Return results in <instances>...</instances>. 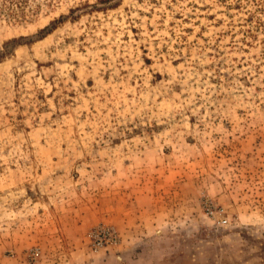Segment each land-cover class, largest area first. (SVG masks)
I'll use <instances>...</instances> for the list:
<instances>
[{
	"label": "rangeland",
	"instance_id": "rangeland-1",
	"mask_svg": "<svg viewBox=\"0 0 264 264\" xmlns=\"http://www.w3.org/2000/svg\"><path fill=\"white\" fill-rule=\"evenodd\" d=\"M99 1L0 0V264H264V0Z\"/></svg>",
	"mask_w": 264,
	"mask_h": 264
},
{
	"label": "built area",
	"instance_id": "built-area-1",
	"mask_svg": "<svg viewBox=\"0 0 264 264\" xmlns=\"http://www.w3.org/2000/svg\"><path fill=\"white\" fill-rule=\"evenodd\" d=\"M87 240L93 249H98L115 244L117 235L111 226L97 225L88 231Z\"/></svg>",
	"mask_w": 264,
	"mask_h": 264
},
{
	"label": "trees",
	"instance_id": "trees-1",
	"mask_svg": "<svg viewBox=\"0 0 264 264\" xmlns=\"http://www.w3.org/2000/svg\"><path fill=\"white\" fill-rule=\"evenodd\" d=\"M99 2L106 3V5L102 6L100 9L109 8V7H112L115 5V2H110V0H100ZM94 7H96V6L94 5ZM52 28H53V26H49V27L46 26V27H43L42 29H40V31H39L40 37H42L45 33L50 31ZM0 54H1V52H0Z\"/></svg>",
	"mask_w": 264,
	"mask_h": 264
},
{
	"label": "crops",
	"instance_id": "crops-1",
	"mask_svg": "<svg viewBox=\"0 0 264 264\" xmlns=\"http://www.w3.org/2000/svg\"><path fill=\"white\" fill-rule=\"evenodd\" d=\"M141 222L139 221V224H140ZM136 238V237H135Z\"/></svg>",
	"mask_w": 264,
	"mask_h": 264
}]
</instances>
